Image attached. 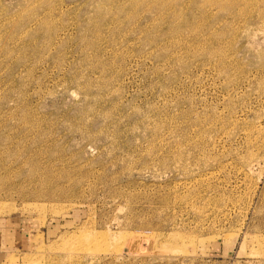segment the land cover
<instances>
[{
  "label": "rangeland",
  "instance_id": "obj_1",
  "mask_svg": "<svg viewBox=\"0 0 264 264\" xmlns=\"http://www.w3.org/2000/svg\"><path fill=\"white\" fill-rule=\"evenodd\" d=\"M6 264H264V0H0Z\"/></svg>",
  "mask_w": 264,
  "mask_h": 264
},
{
  "label": "crops",
  "instance_id": "obj_2",
  "mask_svg": "<svg viewBox=\"0 0 264 264\" xmlns=\"http://www.w3.org/2000/svg\"><path fill=\"white\" fill-rule=\"evenodd\" d=\"M24 223L0 213V264L9 262L12 254L19 249L30 245L29 233L26 232Z\"/></svg>",
  "mask_w": 264,
  "mask_h": 264
}]
</instances>
